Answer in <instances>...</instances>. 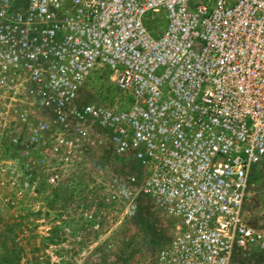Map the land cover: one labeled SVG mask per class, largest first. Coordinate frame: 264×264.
<instances>
[{"label": "built area", "instance_id": "built-area-1", "mask_svg": "<svg viewBox=\"0 0 264 264\" xmlns=\"http://www.w3.org/2000/svg\"><path fill=\"white\" fill-rule=\"evenodd\" d=\"M96 73L112 100L86 96ZM103 145L177 221L154 264L264 253L247 208L264 169V0H0V148L66 163Z\"/></svg>", "mask_w": 264, "mask_h": 264}, {"label": "rangeland", "instance_id": "rangeland-1", "mask_svg": "<svg viewBox=\"0 0 264 264\" xmlns=\"http://www.w3.org/2000/svg\"><path fill=\"white\" fill-rule=\"evenodd\" d=\"M85 91L96 102L115 96L104 73L93 74ZM57 162L48 152L42 157L38 151L0 148V259L18 256L24 264H154L177 221L139 191L132 179L140 168L104 145L80 160ZM259 173L247 208L264 227V169ZM54 223L60 224L57 231ZM15 231L21 249L12 256L7 252L13 250ZM233 261L264 264V253L252 247L235 254Z\"/></svg>", "mask_w": 264, "mask_h": 264}, {"label": "trees", "instance_id": "trees-1", "mask_svg": "<svg viewBox=\"0 0 264 264\" xmlns=\"http://www.w3.org/2000/svg\"><path fill=\"white\" fill-rule=\"evenodd\" d=\"M54 227H55V231H57L58 230V227H60V224L57 225V224L54 223ZM13 234H14L13 237H12V241L13 242H12V245H11V247H12L13 250H11V251H9L7 253L8 254L9 253H12V256H15L14 255L15 252H20L21 245L15 242V237H16L15 234H16V231ZM48 240H51V239H48ZM21 260H22V257L20 258L18 256H15L13 260H8V259L5 260L4 258H1L0 259V264H24V263H21Z\"/></svg>", "mask_w": 264, "mask_h": 264}, {"label": "crops", "instance_id": "crops-1", "mask_svg": "<svg viewBox=\"0 0 264 264\" xmlns=\"http://www.w3.org/2000/svg\"><path fill=\"white\" fill-rule=\"evenodd\" d=\"M263 168L255 169L251 174V180L254 182L260 175V171H262ZM253 187V186H252Z\"/></svg>", "mask_w": 264, "mask_h": 264}]
</instances>
